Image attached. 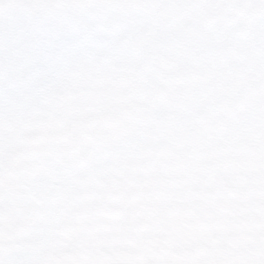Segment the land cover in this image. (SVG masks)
Returning <instances> with one entry per match:
<instances>
[{"label":"clouds","instance_id":"1","mask_svg":"<svg viewBox=\"0 0 264 264\" xmlns=\"http://www.w3.org/2000/svg\"><path fill=\"white\" fill-rule=\"evenodd\" d=\"M0 264H264V0H0Z\"/></svg>","mask_w":264,"mask_h":264}]
</instances>
